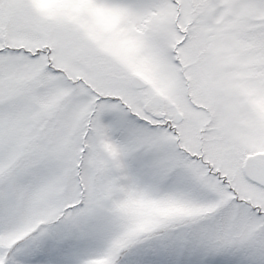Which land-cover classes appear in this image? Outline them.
<instances>
[{
	"label": "snow or ice",
	"instance_id": "snow-or-ice-1",
	"mask_svg": "<svg viewBox=\"0 0 264 264\" xmlns=\"http://www.w3.org/2000/svg\"><path fill=\"white\" fill-rule=\"evenodd\" d=\"M0 264H264V0H0Z\"/></svg>",
	"mask_w": 264,
	"mask_h": 264
}]
</instances>
